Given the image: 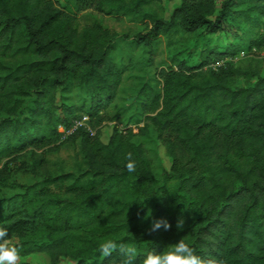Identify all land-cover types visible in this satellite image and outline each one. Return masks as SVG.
Here are the masks:
<instances>
[{
  "label": "trees",
  "instance_id": "obj_1",
  "mask_svg": "<svg viewBox=\"0 0 264 264\" xmlns=\"http://www.w3.org/2000/svg\"><path fill=\"white\" fill-rule=\"evenodd\" d=\"M161 1L0 0V164L54 146L60 126L85 116L90 129L122 118L143 124L138 132L115 127L105 143L78 125L67 137L81 154L77 170L9 196L0 189V225L21 255L123 264L122 249L135 247L139 264L146 252L184 240L204 264H264V75L227 60L264 46L253 36L264 27V0H224L219 10L215 0H179L168 19ZM86 10L143 24L131 37L138 55L122 54L99 20L79 30L76 14ZM241 20L250 28L223 49H205L196 66L172 58L175 68L147 77L161 37L236 32ZM134 72L142 75L130 101L117 104ZM158 139L172 157L168 173L150 159ZM7 176L4 166L1 186ZM158 219L171 228L152 231ZM108 242L116 248L105 257Z\"/></svg>",
  "mask_w": 264,
  "mask_h": 264
},
{
  "label": "rangeland",
  "instance_id": "obj_2",
  "mask_svg": "<svg viewBox=\"0 0 264 264\" xmlns=\"http://www.w3.org/2000/svg\"><path fill=\"white\" fill-rule=\"evenodd\" d=\"M60 7L64 5L63 0H56ZM224 0H215L217 10L220 9V5ZM180 4L179 0H162L160 3V13L168 19L173 9ZM96 20L102 22L113 33L118 36V48L124 55L137 56L138 50L132 45L131 37L138 31H141L144 27L139 22L130 21L127 18L117 19L112 16H106L94 10H86L76 14L75 24L79 30L84 27L92 25ZM264 21V19H263ZM238 31L235 32L233 28H227V30L220 31L216 34H207L204 31L197 33L187 34L183 32H177L170 37H161L157 51L154 54V62L152 67L148 68L147 77H154L160 70L175 68L172 65L171 59L176 58L179 60H185L188 66H196L201 61V54L205 49L211 47H217L223 49L225 46L231 44L236 38L243 33V31L250 28V23L244 20L240 21ZM239 34V35H238ZM261 35L264 37V27L260 26L255 30L253 36ZM254 48L251 50L241 49L239 53L227 60L234 62L236 66L244 67L247 65L255 66L259 69L260 74L264 75V46L261 48ZM222 63V62H221ZM220 63V64H221ZM211 66V65H210ZM134 77L126 79L121 87V91L118 94L116 103H128L131 99V94L135 84L139 79L135 76L142 75V73H133ZM254 80V79H252ZM237 86H244L245 79L238 78L236 80ZM161 88V86H160ZM57 106L60 105V101L57 99ZM112 115V111H108ZM58 115H61L60 111ZM130 115V111L127 116ZM126 118L119 119L115 122H104L95 129H90L87 125V130L92 135L98 136L102 142H107L112 130L117 127L120 130H126L131 128L134 132H138L139 124H130L125 126ZM74 129V128H72ZM70 130V129H69ZM69 130H65L63 127H59L58 131L61 133L60 140L48 149L34 150V154L31 150L22 153L18 157L3 160L0 164V170L6 166L8 176L4 180L6 185H0L2 195L9 196L22 190L23 186L29 184H35L43 180L47 174H57L63 171H75L79 168L82 158L79 152L77 142L73 139H67L71 134ZM42 158L43 166H33L36 160ZM150 159L153 163L154 169L157 173L162 171L169 172L172 165V157L170 156L167 147L163 142L158 139L154 143L153 153L150 155ZM161 176V175H160ZM16 239H10L7 242L13 246L16 244ZM74 261L67 257H61L56 263H53L49 256L44 253H34L28 256L21 255L18 264H73Z\"/></svg>",
  "mask_w": 264,
  "mask_h": 264
},
{
  "label": "clouds",
  "instance_id": "obj_3",
  "mask_svg": "<svg viewBox=\"0 0 264 264\" xmlns=\"http://www.w3.org/2000/svg\"><path fill=\"white\" fill-rule=\"evenodd\" d=\"M134 162H129L127 168L129 171L134 170ZM161 227L165 230L171 228L166 219H158L152 222L151 230L157 231ZM178 228L183 227V221L178 222ZM9 230L4 225H0V264H18L21 257V249L9 244ZM116 245L108 242L101 246L100 254L108 257L112 254ZM124 254L123 264H137V251L135 247L122 249ZM139 264H204L201 256L186 241L178 240L176 243L168 245L162 251H148L143 255Z\"/></svg>",
  "mask_w": 264,
  "mask_h": 264
},
{
  "label": "built area",
  "instance_id": "obj_4",
  "mask_svg": "<svg viewBox=\"0 0 264 264\" xmlns=\"http://www.w3.org/2000/svg\"><path fill=\"white\" fill-rule=\"evenodd\" d=\"M254 51H256L255 48H254ZM211 66H212V67H215L216 65H211ZM87 121H88V118H87L86 116L83 117L81 121H79V122L76 123L74 129H75L78 125H82V126L87 127V125H86ZM60 128H61V126H60ZM74 129H70L69 132L72 133V131H73Z\"/></svg>",
  "mask_w": 264,
  "mask_h": 264
}]
</instances>
